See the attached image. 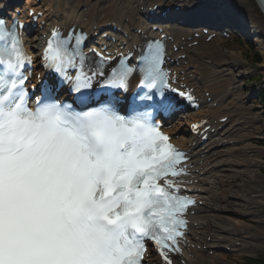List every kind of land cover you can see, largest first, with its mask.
Returning a JSON list of instances; mask_svg holds the SVG:
<instances>
[{
  "label": "clouds",
  "instance_id": "9594fccd",
  "mask_svg": "<svg viewBox=\"0 0 264 264\" xmlns=\"http://www.w3.org/2000/svg\"><path fill=\"white\" fill-rule=\"evenodd\" d=\"M0 22V42L11 39ZM15 35L22 59L0 50V264H122L152 191L143 181L155 111L124 112L100 98L33 100L21 79L31 56ZM118 88L127 91L126 81Z\"/></svg>",
  "mask_w": 264,
  "mask_h": 264
},
{
  "label": "bare ground",
  "instance_id": "6f19581e",
  "mask_svg": "<svg viewBox=\"0 0 264 264\" xmlns=\"http://www.w3.org/2000/svg\"><path fill=\"white\" fill-rule=\"evenodd\" d=\"M9 1L0 0V6ZM31 3L46 13L43 30H49L54 25L67 28L76 26L92 35L101 29H104L102 34L112 35V27L121 28L123 34L128 35L127 38L115 37L130 48L138 44L143 35H150L145 16L154 6L158 8L156 13L167 8L179 9V12L168 16L174 24L164 28V32L174 39L171 49H179L173 53L175 63L172 68L185 84L195 89L201 103L200 111L180 117L182 122L179 126L174 124L169 131L173 137L180 134L183 147L191 151V170L198 184L190 187L193 188L192 195L202 201L191 217L188 235L191 243L200 246L201 250L188 249L182 261L184 264H236L226 259L222 250L229 247L232 253L238 254L261 251L264 244V214L259 213L261 207L264 209V190L260 184H256V191L242 186L244 181L248 185L253 184L254 180L258 183L257 176L260 177L264 168L261 162L264 148L255 144L264 135V130L260 111L246 104L242 93L243 83L232 74L233 69L244 70L246 67L242 51L236 46L222 50L223 40L218 32L211 42L205 43L202 35L197 39L195 36L200 34L202 27L191 25L193 18L181 13L188 7L207 12L223 9L231 14L236 9L244 19V28L253 39L254 49L264 57V17L255 1L40 0L36 3V0H32ZM195 22L198 23V20ZM208 25L218 26V23L212 21ZM195 41H198L197 45L191 46ZM41 42L39 37H35L33 42L28 41L29 51L34 54ZM183 55L185 58L181 59ZM260 68L264 73V61ZM225 117L228 118L227 122H220ZM202 119L207 120L217 132L210 135L203 145L195 138L185 139L189 122ZM248 211L254 212L255 216ZM244 216L257 217V225L246 224L242 218ZM209 252L212 256H209ZM147 264L159 262L151 257Z\"/></svg>",
  "mask_w": 264,
  "mask_h": 264
},
{
  "label": "snow or ice",
  "instance_id": "6c2138e0",
  "mask_svg": "<svg viewBox=\"0 0 264 264\" xmlns=\"http://www.w3.org/2000/svg\"><path fill=\"white\" fill-rule=\"evenodd\" d=\"M195 11V10H194ZM6 35L4 25L0 22V40ZM53 37L59 34L53 32ZM75 37L77 49L84 41L83 33H69L65 40H57L55 45L49 42L46 52V59L55 64L59 72L62 65L71 64L72 59L68 54V44ZM12 48L18 60L22 59V53L18 49V41L15 33L11 34ZM51 53V55H48ZM79 55V52L76 53ZM165 46L162 41H149L145 46V51L140 58L143 78L141 85L148 89H155L156 95L165 99L166 95L162 89L168 86V73L163 70ZM81 62L84 57L80 56ZM103 59V58H102ZM132 69L127 66L124 59L120 60L119 71L114 74L110 84L116 87H123ZM78 81L80 77H77ZM159 86V87H158ZM78 88L88 87V83L80 82ZM180 95H185L180 93ZM149 98V97H148ZM187 99H191L187 96ZM165 109L171 104L163 106ZM152 157L146 161V175L144 187L151 188V192L144 193V200L137 213V218L133 223V232L128 238V246L123 252L122 264H142L143 254L146 251L145 239H149L156 246L165 264H172L169 253L179 252V238L184 237V229L187 228V220L184 218L189 207L195 201L179 195L178 189H173L175 181L165 179V186H161L159 181L166 177H178L186 175L184 169H177V165L185 162V154L176 150L169 137L163 135L159 128L153 130Z\"/></svg>",
  "mask_w": 264,
  "mask_h": 264
},
{
  "label": "rangeland",
  "instance_id": "374dc122",
  "mask_svg": "<svg viewBox=\"0 0 264 264\" xmlns=\"http://www.w3.org/2000/svg\"><path fill=\"white\" fill-rule=\"evenodd\" d=\"M261 57L263 58L262 55H261ZM244 59H245V56H244ZM251 65L252 66L250 67V70H249L250 74L249 75H245L244 78H243L244 79L243 82H244L245 87H246L245 92L248 93V95H250L254 90H260V89L264 88V86H263V83H264L263 73L259 72V71H256V69L259 67V65L258 66L254 65V64H251ZM259 76H260L261 80L258 81V82L255 81L254 79L259 77ZM250 103L256 105L258 108L261 109L260 110L261 111V118H262V121L264 122V100L260 101L257 98H253ZM263 139H264V136H263ZM263 139H261V140H263ZM261 160H262V158H261ZM263 162H264V159H263ZM261 178H262L263 182L259 183V184L262 185L263 188H264V176L261 175ZM246 187H247V185L245 186V188ZM254 191H255V189H254ZM258 255H264V252L256 254V256H258ZM227 256H228L229 259L233 258L232 254L231 255H227ZM245 256L249 257L247 254L244 255V256H240L239 260H237V262L240 264L242 262V259Z\"/></svg>",
  "mask_w": 264,
  "mask_h": 264
},
{
  "label": "trees",
  "instance_id": "16d2710c",
  "mask_svg": "<svg viewBox=\"0 0 264 264\" xmlns=\"http://www.w3.org/2000/svg\"><path fill=\"white\" fill-rule=\"evenodd\" d=\"M248 264H264V259L262 261H249Z\"/></svg>",
  "mask_w": 264,
  "mask_h": 264
}]
</instances>
